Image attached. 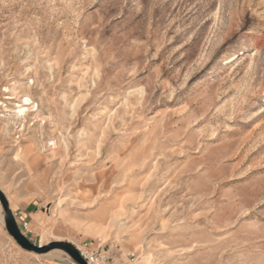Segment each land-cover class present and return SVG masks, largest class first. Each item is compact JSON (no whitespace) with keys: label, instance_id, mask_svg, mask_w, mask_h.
Masks as SVG:
<instances>
[{"label":"rangeland","instance_id":"rangeland-1","mask_svg":"<svg viewBox=\"0 0 264 264\" xmlns=\"http://www.w3.org/2000/svg\"><path fill=\"white\" fill-rule=\"evenodd\" d=\"M0 174L36 246L264 264V0H0Z\"/></svg>","mask_w":264,"mask_h":264},{"label":"water","instance_id":"water-1","mask_svg":"<svg viewBox=\"0 0 264 264\" xmlns=\"http://www.w3.org/2000/svg\"><path fill=\"white\" fill-rule=\"evenodd\" d=\"M0 204L5 212V227L6 231L15 240V242L25 251L34 253H45L51 249H61L66 252L76 263L87 264L79 252L68 243H52L50 246H36L32 244L20 231L17 222L15 221L13 214L9 208L8 201L4 194L0 191Z\"/></svg>","mask_w":264,"mask_h":264},{"label":"built area","instance_id":"built-area-1","mask_svg":"<svg viewBox=\"0 0 264 264\" xmlns=\"http://www.w3.org/2000/svg\"><path fill=\"white\" fill-rule=\"evenodd\" d=\"M26 224L24 223V227ZM90 246L92 243L85 244V246ZM82 259L87 263V264H109V256L104 250L96 251V252H88V251H83L79 250L78 251ZM131 258H134V253H131Z\"/></svg>","mask_w":264,"mask_h":264},{"label":"crops","instance_id":"crops-1","mask_svg":"<svg viewBox=\"0 0 264 264\" xmlns=\"http://www.w3.org/2000/svg\"><path fill=\"white\" fill-rule=\"evenodd\" d=\"M16 168H15V166L13 167V169L12 170H14V171H11L13 174L16 172V170H15ZM4 172V171H3ZM1 177H3L1 174H0V178ZM0 190H1V187H0ZM31 206H30V204L28 203L25 207H24V210H25V213H23L24 215H30L31 214V212L30 211H28V208H30Z\"/></svg>","mask_w":264,"mask_h":264}]
</instances>
